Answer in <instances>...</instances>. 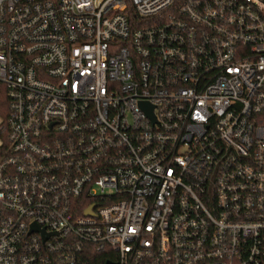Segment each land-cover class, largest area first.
<instances>
[{"label": "built area", "instance_id": "built-area-1", "mask_svg": "<svg viewBox=\"0 0 264 264\" xmlns=\"http://www.w3.org/2000/svg\"><path fill=\"white\" fill-rule=\"evenodd\" d=\"M0 83V264H264V0H0Z\"/></svg>", "mask_w": 264, "mask_h": 264}, {"label": "trees", "instance_id": "trees-1", "mask_svg": "<svg viewBox=\"0 0 264 264\" xmlns=\"http://www.w3.org/2000/svg\"><path fill=\"white\" fill-rule=\"evenodd\" d=\"M8 95L6 87L0 83V154L2 147L5 146V142L7 140L8 128H7V117L9 114V107H8ZM106 258H112L108 255L104 254H94L92 256V262L94 264H103Z\"/></svg>", "mask_w": 264, "mask_h": 264}, {"label": "water", "instance_id": "water-1", "mask_svg": "<svg viewBox=\"0 0 264 264\" xmlns=\"http://www.w3.org/2000/svg\"><path fill=\"white\" fill-rule=\"evenodd\" d=\"M93 207V206H92ZM90 209L91 208H89V209H87L86 211H85V213H89L90 212ZM104 264H113L111 261H105V263Z\"/></svg>", "mask_w": 264, "mask_h": 264}]
</instances>
